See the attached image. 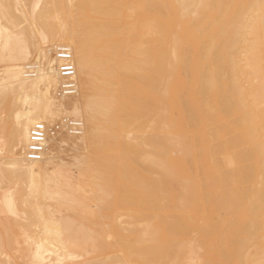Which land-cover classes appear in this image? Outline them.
<instances>
[{
  "label": "bare ground",
  "instance_id": "1",
  "mask_svg": "<svg viewBox=\"0 0 264 264\" xmlns=\"http://www.w3.org/2000/svg\"><path fill=\"white\" fill-rule=\"evenodd\" d=\"M0 18V131L7 109L14 120L0 179L64 181L91 215L120 210L125 223L106 222L112 240L99 247L122 264H264V0H0ZM59 48L76 68L70 107L75 97L57 96ZM62 114L82 133L51 137L28 162L31 128ZM65 137L88 144L74 169L49 156ZM0 210L17 211L12 193ZM3 240L0 264H14ZM51 244L50 264L81 246Z\"/></svg>",
  "mask_w": 264,
  "mask_h": 264
},
{
  "label": "rangeland",
  "instance_id": "2",
  "mask_svg": "<svg viewBox=\"0 0 264 264\" xmlns=\"http://www.w3.org/2000/svg\"><path fill=\"white\" fill-rule=\"evenodd\" d=\"M0 20L2 19L0 18ZM5 21L6 19L0 21L2 27H5ZM7 29L8 32L24 35L26 40L24 42L29 44L37 40V36L33 33L32 26L19 25V27H14L9 25ZM36 58L37 56L34 54L30 63H35ZM67 101L68 100H66L64 104L67 103V106L69 102V107L71 106L70 104L80 103L78 97ZM68 106L66 108L70 109ZM6 114L5 123L7 129L0 131V158L7 154L5 153L6 149L3 144L9 139L8 133L14 121L8 109L6 110ZM67 115L73 117L71 114ZM68 116H63L62 114V117L60 115L61 118H55L54 122ZM3 123L4 122H1L0 125ZM58 144L62 145L61 150L57 149L53 153L51 152L49 156L56 162L64 160L63 162L65 165L71 169L75 168L73 163L77 155H79V152L83 157L88 156L89 148L85 138H83V140H78L65 137V139ZM74 144L77 146V149H73ZM86 178L87 177L84 178V185H86ZM76 181V179H73L70 185L73 189L79 190L78 187H80V183ZM68 191L69 188L64 181L53 180L48 183H38L24 180L9 181L0 179V198L5 194L12 193L16 200V212L12 213L0 210V236L4 239L3 243L5 242L7 252L13 257L14 264H38L39 262L35 263V261H32L34 260V255L32 256V254H36L37 250L45 259L39 264H50V261L54 260L56 257L52 252L54 244H51V242L59 247L66 246L70 243L81 245L77 246L78 248L70 246V249L71 247L73 248V251L71 252L70 250L71 253H69L71 255L66 258L63 257L61 261L55 264H122L119 262V259L118 261L112 259L115 255H119L117 249L115 252L114 248L105 249L106 247H104L103 249L101 246L99 247V243H101L100 241H102V239L104 241L108 239L109 242L112 240V233L109 229V225L116 228L117 225L125 223V217H123L125 218L124 221H121L123 220L121 219L122 217H118L122 212L116 209H102V216L95 217L91 215V213L98 209L93 208L90 201L80 196H67ZM52 223H56L60 227V232L56 236L50 231L49 233L46 229V225ZM105 223L106 227L104 228L103 224ZM69 224L81 229L83 228V230L70 232L66 230ZM89 236L91 238H89ZM99 238L101 240H98ZM86 239L88 242L85 243ZM91 239L96 241L98 245ZM38 241H43L45 245L43 247H37ZM105 242H107V240Z\"/></svg>",
  "mask_w": 264,
  "mask_h": 264
},
{
  "label": "built area",
  "instance_id": "3",
  "mask_svg": "<svg viewBox=\"0 0 264 264\" xmlns=\"http://www.w3.org/2000/svg\"><path fill=\"white\" fill-rule=\"evenodd\" d=\"M56 59L58 73L62 79L57 96L73 98L78 93L73 55L69 49L59 48L56 51ZM63 131L78 136L82 133V123L71 117H64L52 124L36 123L30 130L29 145L25 154L26 160L31 163L42 161L47 152L48 140Z\"/></svg>",
  "mask_w": 264,
  "mask_h": 264
}]
</instances>
